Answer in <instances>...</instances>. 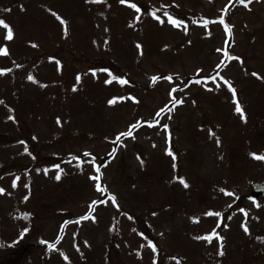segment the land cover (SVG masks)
I'll list each match as a JSON object with an SVG mask.
<instances>
[{"label": "rangeland", "instance_id": "rangeland-1", "mask_svg": "<svg viewBox=\"0 0 264 264\" xmlns=\"http://www.w3.org/2000/svg\"><path fill=\"white\" fill-rule=\"evenodd\" d=\"M0 18V264H264V0H0Z\"/></svg>", "mask_w": 264, "mask_h": 264}, {"label": "snow or ice", "instance_id": "snow-or-ice-1", "mask_svg": "<svg viewBox=\"0 0 264 264\" xmlns=\"http://www.w3.org/2000/svg\"><path fill=\"white\" fill-rule=\"evenodd\" d=\"M120 2L123 4V3H127L128 0H120ZM238 2H240V3H246L247 0H238ZM131 7L134 8V9H136L137 12L140 11L139 6H138L137 4H135V3H133V4L131 5ZM50 11H51V9H50ZM153 15L155 16V12H153ZM165 15L167 16L168 13L166 12ZM57 16H58V14H57ZM155 18H156L157 20L160 19L159 16H156ZM58 19H60V21H61L62 24H64V25L67 24V21H65L62 17H59V16H58ZM220 19H221V22H223V18L221 17ZM169 20H170V22H171L173 25H177V26H179V25L183 24V21H180V20L175 19V18H173V17H169ZM207 23H208V21H207V20H204V24L207 25ZM0 26H3V28L6 29V38H7V39H11V38L13 37V29H12V27H11V26H10V25H9L4 19H2V18H0ZM229 27H230L229 25L225 24V29H226V30H227ZM185 30H187V29H185ZM65 31H66V28H65ZM137 46L140 47L139 44H138ZM165 47H167V45H165ZM6 52H7V49H6V48H4V47H0V53H6ZM226 54H227V53H226ZM236 59L239 60V59H241V58H240L239 56H237ZM223 64H224V60L221 59L220 62L216 65V67H217V68H220ZM3 71H6V69H0V72H3ZM90 71H94V70H90ZM106 71H107V70H106ZM198 71H199V70H198ZM217 75H219V74L217 73ZM254 75H258V74L254 73ZM214 78H215V77H205V79H214ZM28 79L31 80V79H33V77H32L31 75H29V76H28ZM114 79L118 80L121 84L126 83V81H125V79H124L123 77H114ZM156 79H157L156 76H153V77H152V80H153V81H155ZM168 79L171 80L172 77L169 76ZM220 79L223 80L224 83L228 86V88L232 91V93H233V98L235 99V88L233 87L232 83H231L229 80H227L225 77H223V76H220ZM76 80H77V81L80 80V75H79V74H77V76H76ZM176 87H178V86H176ZM73 89L75 90V85H73ZM175 90H176V88H173V89H172V91H175ZM132 98H133V99H136L135 97H132ZM119 99H123V97H119ZM172 102H174L175 104H180V103H182L181 100L176 99L175 97H173ZM108 103H109V104H112V103H113V100L110 99V100L108 101ZM166 110H167V105H165V107H164L163 109H161L160 111L163 112V111H166ZM235 111H237L238 113H241V114H242V118H244V117H243V110H242V108H241V106H240V104H239L238 101H237L236 106H235ZM158 114H159V113H158ZM138 124H139V122H137V125H138ZM131 127H132V126H129V131H127L126 133H120L119 135H120L121 137L124 136V135H129V136H131V135H132V132H131V130H130ZM164 127L167 128V125H165ZM219 142H220V141H219V138H217V143L219 144ZM113 151H114V150H113ZM251 155H253L254 157L260 158V159H264V154L252 153ZM77 159H78V158H77ZM97 172H99V169H97ZM59 177H60V173L57 172V174H56V178L59 179ZM99 179H100V177H99L98 175L94 177V180L97 181V183H96L95 186H96L97 189H102V186H101V184L99 183ZM177 179H179V180L184 184L185 187L188 186V185H187V181L184 180L183 177H177ZM13 186H15V182H13ZM102 190H103V191H106V188H105V189H102ZM3 191H4V189H3V188H0V192H3ZM222 191H225V192H226L227 190H222ZM110 195H111V194H110ZM25 198H26V197H25ZM111 202H112L113 204H116V198H115L114 195H112V201H111ZM97 203H99L98 200H94V201H92V204H97ZM154 214H155V213H154ZM206 214H211V213H206ZM215 215L219 216L220 213H215ZM92 218L95 219V217H92ZM194 219H196V218H194ZM225 226H227V225H225ZM244 230H245L246 232L248 231V228H247L246 225L244 226ZM24 231L27 232L28 229L25 228ZM213 235H217V236H218L219 234H218V233H213ZM206 238H207V240L210 242L212 236L209 235V236H207ZM219 239L222 241V240H223V237L221 236V237H219ZM152 247H153V250H155V245H153ZM220 254H221V255L223 254V250H222V248H221V250H220ZM65 259H67L66 256H65Z\"/></svg>", "mask_w": 264, "mask_h": 264}, {"label": "water", "instance_id": "water-1", "mask_svg": "<svg viewBox=\"0 0 264 264\" xmlns=\"http://www.w3.org/2000/svg\"><path fill=\"white\" fill-rule=\"evenodd\" d=\"M251 197L264 196V181L256 182L251 186Z\"/></svg>", "mask_w": 264, "mask_h": 264}, {"label": "trees", "instance_id": "trees-1", "mask_svg": "<svg viewBox=\"0 0 264 264\" xmlns=\"http://www.w3.org/2000/svg\"><path fill=\"white\" fill-rule=\"evenodd\" d=\"M52 59V58H51ZM12 118H13V116H11ZM16 120V119H15ZM17 121V120H16ZM34 144V143H33ZM32 144V145H33ZM113 224H114V226L116 225V221H113ZM111 243H113V244H115L116 243V238H115V236L114 235H112L111 237ZM107 245H109V244H107Z\"/></svg>", "mask_w": 264, "mask_h": 264}]
</instances>
